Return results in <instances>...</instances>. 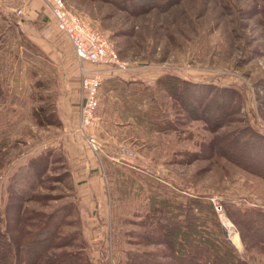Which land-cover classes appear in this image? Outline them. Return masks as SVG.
I'll use <instances>...</instances> for the list:
<instances>
[{
    "label": "rangeland",
    "instance_id": "1",
    "mask_svg": "<svg viewBox=\"0 0 264 264\" xmlns=\"http://www.w3.org/2000/svg\"><path fill=\"white\" fill-rule=\"evenodd\" d=\"M35 1L38 24L20 28L25 0H0V230L13 237L18 263L36 254L22 240L45 223L51 246L37 264H175L151 208L165 199L175 211L191 199L211 203L237 253L264 264V243L227 209L264 216V0H62L119 57L149 66L104 74L88 128L99 149L81 140L97 179L81 180V192L61 146L63 78L43 48L72 47L60 31L40 41L41 20L55 23ZM68 63L80 88L79 64ZM168 77L187 83L176 84L181 95L161 84ZM231 144L256 156L229 158ZM205 213L194 215L214 229ZM198 240L187 237L188 247Z\"/></svg>",
    "mask_w": 264,
    "mask_h": 264
},
{
    "label": "trees",
    "instance_id": "2",
    "mask_svg": "<svg viewBox=\"0 0 264 264\" xmlns=\"http://www.w3.org/2000/svg\"><path fill=\"white\" fill-rule=\"evenodd\" d=\"M160 82L164 88H166L164 82H167V90L173 97L175 96V92L178 95L182 94L176 91L177 83L181 86L180 88L187 84L183 80L174 77L164 78ZM189 93L190 91L187 89L186 94L188 96ZM255 153V151L251 152L248 150L247 146L235 148V146L231 144L229 158H237L239 162L240 157H243L245 154V157L248 155L255 157ZM258 154H260L261 159H264V151H259ZM258 154L257 156H259ZM24 168L25 167H22V169H20L21 172H23L22 170H24ZM38 171H40L39 168ZM34 175L35 173L32 176ZM28 189L30 190V188ZM159 204L160 205L157 204V206L151 208L153 213L152 216L157 224L158 222L160 223L159 227L162 232L161 234L164 236V243L167 244L170 249V253H167V256L171 258L175 264H253L251 261L238 254L225 238L223 228L217 223V214L211 203L208 202V206H206L205 209L203 203L190 199V201L185 204H179L178 206H181V209L175 211L172 209L173 206H170L165 199L159 201ZM194 207L198 214L204 213V211L207 210L205 215L209 213V221H212V223L210 222V225L214 226V229L204 227L202 223L204 221H200L199 217L194 215L196 213L186 214V211L189 210V208ZM227 209H229L230 217L238 225L244 227L254 240L264 243V216L258 215L259 213L236 209L229 204H227ZM15 210L20 218L21 214L19 213V208ZM19 218L15 215L12 219H9L8 227L17 224ZM42 224V228L44 229L43 234L33 233L30 234L29 239L24 238L22 240L25 245L26 253L32 251L37 252L34 255L31 254L30 258L23 260L21 264H37L39 255L45 253L51 246L50 239L52 232L50 229L48 231V227L45 223ZM193 236H197L199 240L188 247L189 241H187V237L190 238ZM12 238L13 237L7 235L5 231L0 230V264H19L16 259ZM62 244L64 243L62 242ZM183 245H186L188 248ZM194 257L196 258L194 259ZM52 259L47 261V264H62L61 262H56Z\"/></svg>",
    "mask_w": 264,
    "mask_h": 264
},
{
    "label": "built area",
    "instance_id": "3",
    "mask_svg": "<svg viewBox=\"0 0 264 264\" xmlns=\"http://www.w3.org/2000/svg\"><path fill=\"white\" fill-rule=\"evenodd\" d=\"M44 1L57 29L70 42L73 60L79 64L80 101L73 134L91 150L97 151L99 143L88 128L92 127L96 119L98 91L104 74L148 71L149 66L119 57L108 39L94 30L82 17L70 12L62 0ZM17 14H22V11L18 9Z\"/></svg>",
    "mask_w": 264,
    "mask_h": 264
},
{
    "label": "crops",
    "instance_id": "4",
    "mask_svg": "<svg viewBox=\"0 0 264 264\" xmlns=\"http://www.w3.org/2000/svg\"><path fill=\"white\" fill-rule=\"evenodd\" d=\"M4 6L10 8L9 5ZM16 6L17 8H20L18 7L20 6L19 4ZM25 8L28 9V16L25 18H20V21L18 22V26L20 28L27 25L26 20H32L29 23H33L34 20L37 24L39 22V20L37 21L36 19L37 12L34 11L36 9L40 10L38 3H36L35 0H25ZM41 21H43L44 23V26L42 27L41 31L47 37L45 40L41 38L40 41L45 42V44L48 45L47 39H51L52 34L56 33L59 30L57 29L56 25H54L51 21L48 20L47 17L43 18V20ZM32 38L36 39L35 41L39 42L37 38ZM43 48L50 53L52 60L56 62L59 81L61 80V77L63 78L61 81V95H59V99L57 102L58 115L63 121L64 131H66V134L61 133L60 135L62 140L61 146L64 152L67 153L66 156L69 160L68 164L70 166V178L73 180L75 185L78 184L79 190L81 192V180H84L85 185L89 186V184H93L97 178L94 175V172L91 171V169L94 168V165L91 164V159H88L87 161L86 157L81 151L80 139L74 134H72L76 123V116L78 113V105L75 102L78 90L80 91L77 76L73 75L74 72L72 68H70V65L68 63V61L73 60L71 58L72 55L70 53V50H68L67 48L62 50L61 47H53V44V50H50L49 46L45 45L43 46ZM86 191L91 194L88 190Z\"/></svg>",
    "mask_w": 264,
    "mask_h": 264
}]
</instances>
